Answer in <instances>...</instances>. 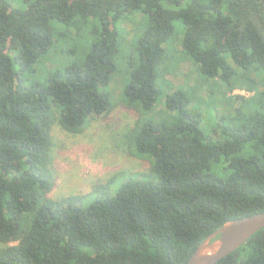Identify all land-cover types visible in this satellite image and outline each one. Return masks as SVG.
Here are the masks:
<instances>
[{
  "label": "trees",
  "instance_id": "1",
  "mask_svg": "<svg viewBox=\"0 0 264 264\" xmlns=\"http://www.w3.org/2000/svg\"><path fill=\"white\" fill-rule=\"evenodd\" d=\"M25 2L0 0V264H186L228 220L264 212V0ZM125 43L139 58L127 67ZM179 57L193 85L212 82L209 126L197 87L171 88L159 118H142ZM237 88L249 93L227 97ZM122 108L135 114L128 150L148 167L54 198V125L87 136ZM216 264H264V227Z\"/></svg>",
  "mask_w": 264,
  "mask_h": 264
},
{
  "label": "rangeland",
  "instance_id": "2",
  "mask_svg": "<svg viewBox=\"0 0 264 264\" xmlns=\"http://www.w3.org/2000/svg\"><path fill=\"white\" fill-rule=\"evenodd\" d=\"M13 4L20 7L27 5L25 0H13ZM128 20L131 21L132 25L139 30L134 43L136 46L141 35V24L143 23V20L136 16L130 17ZM181 27V22L177 21L176 33H178L180 38L183 36V30ZM58 46L59 45H56V47ZM122 54L123 57L127 54L122 61L126 67L130 64V60L139 59L137 49H134V47L131 44L128 45V43H125L124 45L122 44ZM73 57L74 56L72 55L71 58ZM71 58L67 59L65 57L63 63H67L71 60ZM126 67L119 71L118 66L119 72L115 75L120 76L123 86H125L130 78V71ZM176 67V70L172 69ZM49 69L50 68H42L40 66L38 70L34 71V73L37 77L45 78L49 73ZM164 69L168 72L165 76L159 77V83L163 88L164 94L161 93L158 97L157 104L152 112L146 113L143 111L144 116L142 118H159V116L156 115L157 109L158 107L161 108L162 105L164 106L165 93L171 92V88L197 87L199 93H203L205 91L206 94H208L210 92L208 94L210 108L206 111L205 119L208 126L215 122L212 120L211 116L212 103H214L213 100H216V96L212 93L214 87L212 88V82L208 83L205 87H202L199 84L193 85L196 82H194V76L191 71V60L185 59L184 61L179 57L177 60H169L168 64L165 60ZM185 82L188 84L185 86L180 85ZM120 86L121 84L118 81V78L114 77L105 87V89L111 93L110 96L112 101L115 97L119 96V91L121 92ZM248 93L249 92L244 91L243 89L237 88L231 94L228 93L227 97L232 95L234 96L236 94L247 95ZM206 106L208 107V104ZM132 112L134 111L126 108L116 110L110 117H108L107 121L105 118H103V120H98V123L92 127V129L87 133V136H85L86 132L83 134H72L62 129L58 123L54 125L52 131L54 135V143L55 145L58 143V148H60V151L62 150V155L58 157L56 156V170H58L62 176H58L56 173L57 182L55 189L52 192V196L54 198H62L81 191L85 192L91 188L93 183H103L114 174L116 175L119 171L139 170L144 167H148V163L146 161L137 158L128 150L130 147L128 143V136L133 129V125H135V114ZM53 152L54 145L52 153ZM125 174L126 173H124L123 176L116 178L113 186H111V191L115 192L123 181L129 177H126ZM58 179H60L59 182Z\"/></svg>",
  "mask_w": 264,
  "mask_h": 264
},
{
  "label": "water",
  "instance_id": "3",
  "mask_svg": "<svg viewBox=\"0 0 264 264\" xmlns=\"http://www.w3.org/2000/svg\"><path fill=\"white\" fill-rule=\"evenodd\" d=\"M263 227L264 212L230 219L196 248L186 264H216Z\"/></svg>",
  "mask_w": 264,
  "mask_h": 264
}]
</instances>
